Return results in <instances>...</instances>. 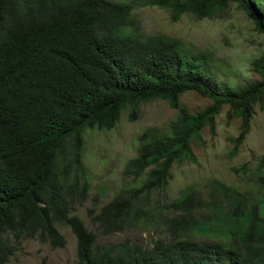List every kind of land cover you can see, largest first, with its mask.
I'll use <instances>...</instances> for the list:
<instances>
[{
  "label": "trees",
  "instance_id": "1",
  "mask_svg": "<svg viewBox=\"0 0 264 264\" xmlns=\"http://www.w3.org/2000/svg\"><path fill=\"white\" fill-rule=\"evenodd\" d=\"M229 1H237L264 32V0L139 3L166 7L175 19L185 11L210 16ZM134 6L129 0H0L1 264L15 248L10 234L62 245L56 221L68 223L75 234L74 264H264V156L252 173L254 199L224 187L222 195L234 200L213 203L200 214L201 201L187 188L170 203L181 212L167 217L169 237L151 246L129 240L98 245L97 233L71 212L89 187L82 173L84 131L113 127L125 105L166 98L179 114L167 128L149 126L138 135L125 171L139 184L118 189L102 205L95 221L104 234L120 228L132 206L135 222L151 220L153 212L141 207L137 196L164 187L175 161L195 158L191 140L205 124L213 130L223 104L242 120L231 137L232 152L244 138L253 102L264 110V58L253 63L259 80L221 85L206 51H194L174 36L141 31ZM189 89L211 102L189 112L178 99ZM241 168L246 164L233 170Z\"/></svg>",
  "mask_w": 264,
  "mask_h": 264
},
{
  "label": "rangeland",
  "instance_id": "2",
  "mask_svg": "<svg viewBox=\"0 0 264 264\" xmlns=\"http://www.w3.org/2000/svg\"><path fill=\"white\" fill-rule=\"evenodd\" d=\"M129 1L135 4L133 12L141 31L174 36L193 47L194 51H206L217 83L228 87L242 86L261 78L253 63L264 58V32L255 28L252 19L237 1H229L210 16L185 11L175 19L166 7L139 3L142 0ZM178 99L181 106L191 113L211 102L209 97L192 89L181 92ZM230 112L229 105L223 104L215 114L213 130L208 124L201 127L190 142L195 158L175 161L164 187L137 196L138 204L153 212L151 220L148 219L145 225L135 222L133 216L136 211L132 206L123 225L113 228L109 234L100 229L95 221L96 215L101 205L111 199L118 189L139 184L138 178L124 170L128 159L136 154L138 135L149 126L167 128L179 114V109L172 107L166 98L139 101L125 105L112 128L85 130L80 149L90 186L81 202L75 204L73 212L97 233L95 243L118 246V242L129 240L147 247L155 240L168 238L167 217L181 212L173 211L170 203L187 188L195 192V202L201 201L197 206L200 214H206L213 203L222 206L234 200L230 195H222L224 187L236 189L241 196L254 199L252 185L255 180L252 173L261 156H264V110L258 101L253 102L244 138L234 152L231 137L240 132L242 120L240 116L230 115ZM244 163L245 169L233 170V167H241ZM221 184L224 185L221 187ZM218 209L221 207H217L216 211ZM210 210L214 212L215 206ZM142 216L145 217L144 212ZM56 226L64 237V244L52 246L48 241L26 234L21 237L10 235L8 242L15 248L2 264H74L75 234L68 224L57 222Z\"/></svg>",
  "mask_w": 264,
  "mask_h": 264
},
{
  "label": "clouds",
  "instance_id": "3",
  "mask_svg": "<svg viewBox=\"0 0 264 264\" xmlns=\"http://www.w3.org/2000/svg\"><path fill=\"white\" fill-rule=\"evenodd\" d=\"M117 121H118V120H117ZM115 124H116V123H115ZM2 127H3V120L0 119V130H1ZM111 128H112V127H111ZM102 129H103V128H102ZM109 129H110V128H109ZM3 132H4V134H6V128L3 129ZM0 135H1V131H0ZM133 156H134V155H133ZM131 157H132V156H131ZM81 160H82V165H83V168H84V164H83L82 156H81ZM128 160H129V159H128ZM126 163H127V162H126ZM80 168H81V166H80ZM124 170H125V168H124ZM125 172H126V171H125ZM82 173H83V175L85 176V178L87 179L85 168H84V171H83ZM131 176H132V175H131ZM87 181L89 182L88 179H87ZM89 186H90V184H89ZM88 188H89V187H88ZM83 197H84V196H83ZM83 197H80L79 200H77V201L74 202V204H73L74 206L72 207V211H71L72 213H75V212H73V210H74V208H75V204L78 203V202H81V200H82ZM109 200H110V199H109ZM109 200H108V201H109ZM108 201H107V202H108ZM105 203H106V202H105ZM101 207H102V205H101ZM101 207H100V208H101ZM100 208H99V212L97 213V215H99V213H100ZM76 214H77V213H76ZM78 215H79V214H78ZM82 220H83V219H82ZM83 221H84V220H83ZM57 222H59V223H64V224H68V223H65V222H62V221H56V222H55V226H56V223H57ZM84 224H85V221H84ZM68 225H69V224H68ZM69 226H70V225H69ZM85 226L87 227L86 224H85ZM70 227H71V226H70ZM56 228H57V226H56ZM87 228H88V227H87ZM88 229H89V228H88ZM57 230H58V229H57ZM89 230H91V229H89ZM58 231H59V230H58ZM92 231H93V230H92ZM60 233H61V232H60ZM73 233H74V232H73ZM10 235H12V234H10ZM10 235H9V236H10ZM12 236H13V235H12ZM38 239H39V238H38ZM39 240H40V239H39ZM40 241H41V240H40ZM63 244H64V243H63ZM57 246H60V245H57ZM38 264H39V263H38ZM44 264H45V263H44Z\"/></svg>",
  "mask_w": 264,
  "mask_h": 264
}]
</instances>
